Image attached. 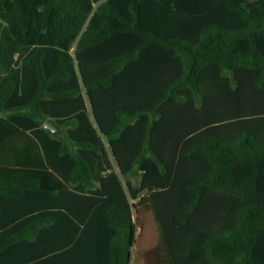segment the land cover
<instances>
[{"label": "trees", "instance_id": "obj_1", "mask_svg": "<svg viewBox=\"0 0 264 264\" xmlns=\"http://www.w3.org/2000/svg\"><path fill=\"white\" fill-rule=\"evenodd\" d=\"M0 264H264V0H0Z\"/></svg>", "mask_w": 264, "mask_h": 264}, {"label": "water", "instance_id": "obj_2", "mask_svg": "<svg viewBox=\"0 0 264 264\" xmlns=\"http://www.w3.org/2000/svg\"><path fill=\"white\" fill-rule=\"evenodd\" d=\"M44 127L46 129L51 130L54 133H57L59 135L62 134V129L58 128L57 126H55L50 120L46 121L44 124ZM134 208V207H133ZM135 209V208H134Z\"/></svg>", "mask_w": 264, "mask_h": 264}, {"label": "crops", "instance_id": "obj_3", "mask_svg": "<svg viewBox=\"0 0 264 264\" xmlns=\"http://www.w3.org/2000/svg\"><path fill=\"white\" fill-rule=\"evenodd\" d=\"M4 156H6V154H5ZM134 202H135L134 200H131V203H134ZM133 210H134V208H133ZM92 214H93V213H92V212H90L88 216H89V217H91V216H92ZM134 218H136V213H135V210H134Z\"/></svg>", "mask_w": 264, "mask_h": 264}]
</instances>
